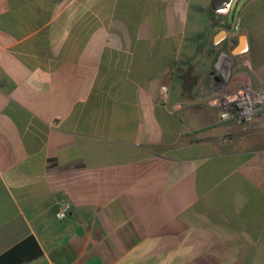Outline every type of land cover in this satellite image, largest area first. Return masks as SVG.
<instances>
[{"label":"crops","instance_id":"obj_1","mask_svg":"<svg viewBox=\"0 0 264 264\" xmlns=\"http://www.w3.org/2000/svg\"><path fill=\"white\" fill-rule=\"evenodd\" d=\"M234 8L0 0V255L34 235L24 264H264V114L220 119L264 87V0Z\"/></svg>","mask_w":264,"mask_h":264},{"label":"built area","instance_id":"obj_2","mask_svg":"<svg viewBox=\"0 0 264 264\" xmlns=\"http://www.w3.org/2000/svg\"><path fill=\"white\" fill-rule=\"evenodd\" d=\"M167 86H162L165 92ZM253 99L251 105H244L245 101ZM264 104V87L254 88L249 85H239L230 93L224 94L220 102V119L222 122H236L242 125L250 123L261 111ZM247 130V127H244ZM72 204L68 199H63L56 215L59 219L67 216Z\"/></svg>","mask_w":264,"mask_h":264},{"label":"trees","instance_id":"obj_3","mask_svg":"<svg viewBox=\"0 0 264 264\" xmlns=\"http://www.w3.org/2000/svg\"><path fill=\"white\" fill-rule=\"evenodd\" d=\"M259 114L252 121H258ZM43 255V250L34 235H29L0 255V264H24Z\"/></svg>","mask_w":264,"mask_h":264},{"label":"water","instance_id":"obj_4","mask_svg":"<svg viewBox=\"0 0 264 264\" xmlns=\"http://www.w3.org/2000/svg\"><path fill=\"white\" fill-rule=\"evenodd\" d=\"M237 4L238 0H212L216 14L222 17H227Z\"/></svg>","mask_w":264,"mask_h":264},{"label":"bare ground","instance_id":"obj_5","mask_svg":"<svg viewBox=\"0 0 264 264\" xmlns=\"http://www.w3.org/2000/svg\"><path fill=\"white\" fill-rule=\"evenodd\" d=\"M253 102H254L253 99H248V100L245 101L244 105H251Z\"/></svg>","mask_w":264,"mask_h":264},{"label":"rangeland","instance_id":"obj_6","mask_svg":"<svg viewBox=\"0 0 264 264\" xmlns=\"http://www.w3.org/2000/svg\"><path fill=\"white\" fill-rule=\"evenodd\" d=\"M260 116H262L264 114V104H263V107L261 109V111L258 113Z\"/></svg>","mask_w":264,"mask_h":264}]
</instances>
